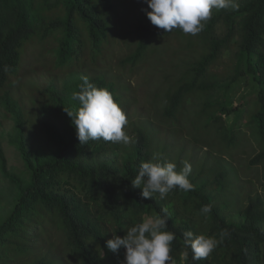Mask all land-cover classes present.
<instances>
[{"label":"trees","instance_id":"16d2710c","mask_svg":"<svg viewBox=\"0 0 264 264\" xmlns=\"http://www.w3.org/2000/svg\"><path fill=\"white\" fill-rule=\"evenodd\" d=\"M235 3L236 9H213L204 29L191 35L179 28L167 33L152 25L145 0H0V112L12 122L10 145L24 168L21 174L8 170L0 134V172L12 185L9 211L0 217V264H123L125 248L113 253L106 241L113 234L123 237L136 223L164 216L165 207L167 230L175 233L170 254L176 264H264L260 196L239 211L238 223L218 207L221 196L210 194V185L199 184L191 175L194 190L175 188L163 200L159 194L145 199L131 180L142 161L157 157L148 129L134 125L130 144L103 139L81 144L64 111L80 107L72 94L80 91L84 76L108 89L122 106L121 90H131L123 77L153 65L172 41L176 49L166 47L172 52L162 62L163 94L155 102L162 109L161 121L180 124L187 107L195 105L198 110L189 117L194 128L234 143L249 116L260 151L248 166L264 172V0ZM120 32H125L126 41L131 38L119 61L123 72H100L99 64L107 61ZM31 47L41 56L53 54L51 72L59 79H52L53 85L39 95L38 100H46L39 112L47 118L41 119L40 129L26 113L35 110L28 111L13 92L20 80L19 64ZM227 53L232 54V65L221 79L213 69ZM74 59L79 65L71 62ZM245 88L252 95L249 101L243 95V104L234 105ZM231 115L228 124L223 117ZM31 127L42 131L39 145L30 144ZM176 165L179 171L182 162ZM228 177L221 172L213 184L223 192ZM206 204L212 210L203 214L200 209ZM224 229L228 235L208 258L193 261L190 248L187 257L182 255L186 231L219 239ZM56 231L62 235L59 245L52 242Z\"/></svg>","mask_w":264,"mask_h":264},{"label":"rangeland","instance_id":"374dc122","mask_svg":"<svg viewBox=\"0 0 264 264\" xmlns=\"http://www.w3.org/2000/svg\"><path fill=\"white\" fill-rule=\"evenodd\" d=\"M119 34L117 41L112 44V53L108 54L107 61L99 64L101 66L98 68L100 72L106 70L113 75L123 72L119 66V61L127 53L131 38L126 41L125 32ZM171 42L163 46V53L153 65L148 68L142 66L136 73L130 75L128 72L127 77H123L124 81L131 86L129 91L121 90L123 96L121 108L128 119L126 131L130 135L134 125L145 126L153 140V148L158 150L156 155L159 160L176 164L185 160L191 162L192 172L190 175L198 179L199 184H209V193L221 196L218 207L222 209L230 221L238 223L237 215L250 199L260 196L264 200L263 168H250L248 166L249 160L260 151L255 134L256 129L254 130V126L248 121L249 116H247L242 126V133L236 137L237 140L234 143L223 140L215 132L211 136L204 134L199 129L194 128L189 120V117L198 110L197 106L194 107L195 105L187 107L186 116L180 124L161 121L162 109H159L155 102L159 101V96L163 94L161 91L163 81L161 71L164 70L161 67L162 62L165 60L164 57H168L172 52L166 47H169L170 44L171 49H176L174 43ZM52 59L53 54L48 53L47 56H41L35 48L28 49L19 64L20 80L13 89L15 95L28 111L35 110L33 111L35 114L27 111L26 113L37 129H40L41 119H47L44 118L45 113L41 115L39 112L41 106L46 104L45 98L38 100L39 95L53 85L52 79L59 80L56 73L54 75L51 72L55 65ZM77 61L74 59L71 62L76 66L79 65ZM231 61L232 54L227 53L221 63L213 69V72L221 79L228 76L232 65ZM56 72L58 73V71ZM12 80L17 81L16 78ZM61 81L62 78L60 83H62ZM243 95L248 101L252 96L250 90L245 88L235 97L234 105L243 104V100H241ZM249 106H253V101H250ZM232 117L231 115L223 118L230 124L233 120ZM0 126L3 147L8 159V170L11 173L21 174L24 170L23 162L16 148L10 145L9 132L12 129V122L2 112H0ZM29 130L34 132L31 134L33 139L30 138V144L39 145L42 140V131L33 130V127ZM221 172L229 174L223 192L213 184L216 175ZM11 200L12 185L0 172V217L9 211ZM52 236V242L58 245L62 243V235L58 231Z\"/></svg>","mask_w":264,"mask_h":264},{"label":"clouds","instance_id":"9594fccd","mask_svg":"<svg viewBox=\"0 0 264 264\" xmlns=\"http://www.w3.org/2000/svg\"><path fill=\"white\" fill-rule=\"evenodd\" d=\"M151 11L147 17L152 25L167 33L179 28L185 34L196 35L201 32L207 20L211 18L213 9L238 8L235 0H145ZM83 83L79 85L80 91L73 92L72 99L79 101L80 107L75 111H64L76 129V135L81 144L89 140L103 139L107 142L134 143L127 133L128 119L118 101L106 88H99L89 82V78L81 77ZM192 165L187 160L177 171L174 162H163L157 157L142 161L138 174L131 180L133 188H141V195L145 199L155 198L159 194L161 200L175 188L182 191L194 190L189 176ZM212 210L211 204L203 205L200 212L208 214ZM165 215H156L154 218L143 220L127 229L126 235L113 234V238L106 241V248L117 253L123 246L126 249L123 264H176L170 254L175 233L168 229V209L161 210ZM228 235L226 229L221 230L219 239L215 236L195 234L192 231L184 233L185 251L191 249L192 260L206 259L215 250L218 244ZM101 258L103 249H99Z\"/></svg>","mask_w":264,"mask_h":264}]
</instances>
